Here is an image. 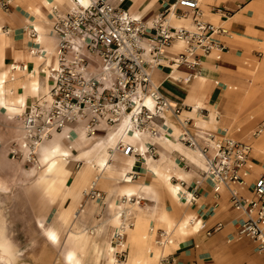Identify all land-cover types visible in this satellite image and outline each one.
Returning <instances> with one entry per match:
<instances>
[{
	"label": "crops",
	"instance_id": "crops-1",
	"mask_svg": "<svg viewBox=\"0 0 264 264\" xmlns=\"http://www.w3.org/2000/svg\"><path fill=\"white\" fill-rule=\"evenodd\" d=\"M104 1L120 5L118 0ZM175 2L123 0L121 7L132 16L148 22ZM200 5L205 20L222 24L231 33V38H223L229 50L222 54L221 59L203 58L198 73L187 80L193 72L186 66L178 68L173 65L184 51V45L174 44L166 49V58L161 66L152 69V80L170 101L184 106L181 118L189 122L193 133L204 137L230 128L228 130L235 138L252 146L250 174L246 184L237 187L240 195L250 198L252 187L264 170V107L261 112L257 110L263 101L257 94L264 88V84H257L259 77L264 79V0H202ZM54 7L64 14L72 5L69 0H0V74L8 75L6 86L13 98L25 96V112L39 97L47 95L46 89L49 87L50 90L53 85L43 72L52 68L48 61L50 57L55 59L53 53L58 44L51 31L50 13ZM172 24L187 26L189 21L172 18ZM3 27L10 30L8 35L1 32ZM32 29L37 31L35 38L30 36ZM85 56L89 59L90 70L100 68L99 58L87 53ZM18 68L21 69L16 70ZM36 72L39 90L35 93L31 84ZM250 114L254 115L248 123L244 119L247 115L251 117ZM20 121L19 115H9L7 108L0 106V139L4 129L12 124L19 125ZM86 122L73 125L54 138L62 136L64 145L69 147L70 142H79L85 133ZM166 129L161 128V135L153 139L143 137L137 142L122 139L123 143L135 147L134 155L127 157L117 150L108 149V166L96 185L104 193V201L99 203L87 199L85 191L89 184L84 194L65 201L66 205L74 204V213H77L75 225L99 235V257L103 263L98 260L94 264H106L107 249L118 227L112 217L115 207L123 201L133 205L131 213L135 227L138 220L148 226L145 243L139 245L131 238L132 235H128V260L132 253L154 257L153 249L158 246L156 241L160 232L168 231L171 242L160 247L166 252L164 257H168L170 264H264V255L257 253L249 240L239 237L244 216L232 208L227 190H222L217 197L212 182L205 179L200 167L183 153L186 147L178 140L177 124L169 119ZM109 130L103 124L95 136L89 137L94 141L107 135ZM260 131L258 138L251 135ZM5 134L7 138H2L6 140L12 137V132L9 136L7 131ZM78 145L72 148L74 156L84 150ZM149 145L155 147L153 156L145 154ZM73 162L75 167L69 177L72 181L86 160L75 159ZM92 162L98 168L96 160ZM124 174L132 179L131 182L124 181ZM172 186L179 189L177 196ZM128 187L134 190L129 202L123 192ZM193 197L195 201L189 202ZM187 219L191 223L200 220L201 228L195 231L189 227L185 233H180V225ZM219 224H222V229L209 235ZM148 247H152L151 252H147ZM80 254L81 264H91L87 256L83 257L84 253ZM162 258L152 264H166L161 262Z\"/></svg>",
	"mask_w": 264,
	"mask_h": 264
},
{
	"label": "built area",
	"instance_id": "built-area-1",
	"mask_svg": "<svg viewBox=\"0 0 264 264\" xmlns=\"http://www.w3.org/2000/svg\"><path fill=\"white\" fill-rule=\"evenodd\" d=\"M118 1L120 5L88 0L84 5L81 0H73L71 9L64 14L53 8L51 31L58 41L57 66L50 68L53 85L21 117L22 142L11 153L34 165L39 162V146L73 125L87 121L85 132L95 136L101 125L113 129L130 115L139 136L153 139L172 119L179 127V142L204 159L205 167L200 169L204 178L212 182L216 196L227 190L232 208L244 216L239 237L249 240L257 253L264 255V170L256 179L250 198L237 191L250 174L252 146L235 138L228 129L204 137L193 133L189 122L181 118L184 106L170 101L152 80V69L161 66L166 49L174 44H183L185 49L173 65L192 71L187 78L190 80L198 73L203 58L221 59L229 50L223 38H231V33L222 24L204 19L202 0H176L148 22L132 16L121 7L123 0ZM172 18L189 21V25L175 26ZM1 32L8 35L10 30L3 27ZM36 33L35 29L30 30L32 38ZM85 53L99 58L98 70L89 69ZM147 97L154 103L153 111L145 105ZM129 133L135 135L133 130ZM116 150L127 157L135 154V147L122 141ZM155 153L152 145L145 152L152 156ZM97 182L90 185L85 195L100 203L105 195L96 188ZM193 201L194 197L189 202ZM128 217L127 212L122 214L110 244L120 263L128 260L127 231L134 227ZM222 227L219 224L208 234ZM164 263L171 261L166 257Z\"/></svg>",
	"mask_w": 264,
	"mask_h": 264
},
{
	"label": "bare ground",
	"instance_id": "bare-ground-1",
	"mask_svg": "<svg viewBox=\"0 0 264 264\" xmlns=\"http://www.w3.org/2000/svg\"><path fill=\"white\" fill-rule=\"evenodd\" d=\"M84 5L88 3V0H81ZM70 4L73 5V0H69ZM223 26V25H222ZM224 27V26H223ZM177 45H180L177 44ZM55 57V53H53ZM48 65L50 67L56 68L57 59L49 58ZM47 74V79H51V70H44ZM38 72V71H37ZM37 72L35 74L34 79L32 80V88L38 92L39 90V79ZM11 78V76H10ZM8 75L6 73L0 74V106L6 107L9 115L17 114L20 117L25 114V96H16L13 98L11 96V91L7 88ZM46 93H49V87L46 89ZM145 105L149 110L153 111L154 103L151 98H145ZM134 131L135 135L129 133V131ZM23 138V134L21 135ZM60 137V138H59ZM56 136L52 140H48L43 142L39 148V155L41 166L31 168L29 171L25 170L24 163L25 161L20 162V171L25 172L28 175H33L37 170H42L40 175V181L43 183H47V190L51 193L52 199L49 203L55 202V195L60 191V188L65 187V195L63 200L66 201L67 198L75 197L77 198L80 194H84L85 188L89 183L98 182L103 177V172L108 166V161L110 159V152L108 149H117V144L125 139L127 141H140L142 137L139 136L138 132L134 129V122L130 115H126L122 118L119 125L115 128L109 130L107 135L104 137H99L94 140L90 139L87 133H83L79 142H70L69 147H66L62 141V136ZM66 137V136H65ZM81 142V143H80ZM83 146L84 150L81 151L80 155L74 156L72 152V148L74 145ZM174 145V143H172ZM181 150L180 146L177 145ZM183 153L196 163L198 167L203 169L205 167L204 159L200 155V153L192 151L188 148L182 150ZM75 159H85L86 163L82 168H79V172L74 178L73 182L69 185L67 181L72 174V171L75 167L74 162ZM93 160H96L98 164V168ZM4 164L0 163V170L3 171ZM27 171V172H26ZM93 173L92 178L90 179V174ZM19 174V173H18ZM125 175V174H124ZM131 178L124 176V181L131 182ZM14 183L13 180H8L7 177L0 176V194L8 193L10 187ZM172 191L175 196H177L179 189L177 187L172 186ZM123 192L126 194V198H128V202L132 200L134 196V190L125 188ZM137 203V202H136ZM133 205L130 203H124V201L118 204L115 207V213L113 214V223L116 225L120 223V217L124 212L129 214L127 218L129 222L135 227V219L133 214L131 213ZM77 219V213H74V204H71L68 208H62L59 210L56 221L61 223L62 226L70 223V228L67 231V237L63 246L66 247L63 260L65 264H81V251L87 247L86 255L92 256L93 258H98L100 256V241L99 235H93L91 231L87 229L80 228L78 225H75ZM39 227L43 229V235L45 238L50 241L54 246H60V233L51 228H46L43 222L39 223ZM129 229L127 231V235H132V239L135 240L139 245L141 243H145L148 238V226H144L141 220L137 222L136 227ZM189 227H192L195 231H198L201 228V221H195V223H191L189 219L185 221V223L180 225L179 231L180 233H185ZM162 235L156 241L157 247L154 250V257L150 255H135L132 253L130 255L129 260L125 263H120L117 258L114 256L115 249L110 245L107 249V254L105 256L106 264H152L157 259H161L162 263L164 262V255L166 252L162 250V245H166L171 242L170 232L161 231ZM128 238V236H127ZM173 242V241H172ZM140 248V247H139ZM152 247H148L147 252H151ZM164 253H163V252ZM22 252L20 249L13 247L12 244L7 239V233L2 223L0 225V264H15L18 257L22 256Z\"/></svg>",
	"mask_w": 264,
	"mask_h": 264
},
{
	"label": "rangeland",
	"instance_id": "rangeland-1",
	"mask_svg": "<svg viewBox=\"0 0 264 264\" xmlns=\"http://www.w3.org/2000/svg\"><path fill=\"white\" fill-rule=\"evenodd\" d=\"M259 78L260 81L257 84H264V79L262 77ZM263 89L258 91L260 93L257 94L258 99L263 100L257 109L259 112L264 107V104L262 105V102L264 103ZM253 115L251 117L247 115L244 120L249 123ZM17 122L19 123V121ZM5 131H7L8 136L12 132V137L9 140L4 139L7 138ZM230 132L233 133L231 130ZM241 132H243V129ZM21 135L20 121L19 125L12 124L7 129H4V135L2 136L4 138L1 137L0 139V163L4 164L3 171L0 170V176L14 181L8 193L0 194V225L4 224L7 239L12 246L23 251L22 256L17 258L15 264H65L63 256L66 247L63 244L71 222L62 226L61 223L56 221V217L60 209L70 206L66 205L63 200L66 188H60V191L55 195V202L49 203L52 195L47 190V183H42L39 179L43 169L41 171L37 170L33 175L20 171V162L25 161V159L22 156L14 157L11 151L18 148L19 144H21ZM38 156L39 162L34 165L25 161L23 164L25 170L29 171L31 168H39L41 166L40 155ZM72 182L69 179L67 184L69 185ZM90 185L91 183H89L87 189H89ZM40 222H43L46 228L55 229L60 233V246H54L45 238L43 229L39 227ZM81 252L84 253L83 257L87 256V247ZM98 260L103 263L100 257L93 258L88 256V263L94 264Z\"/></svg>",
	"mask_w": 264,
	"mask_h": 264
}]
</instances>
